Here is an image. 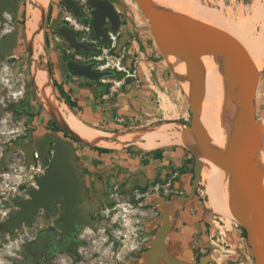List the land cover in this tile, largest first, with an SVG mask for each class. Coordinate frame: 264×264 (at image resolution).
I'll return each mask as SVG.
<instances>
[{
  "label": "water",
  "instance_id": "obj_1",
  "mask_svg": "<svg viewBox=\"0 0 264 264\" xmlns=\"http://www.w3.org/2000/svg\"><path fill=\"white\" fill-rule=\"evenodd\" d=\"M133 1L145 18L149 33L161 56L166 61H171V56H175L187 74L185 75L188 83L186 98L191 115L189 123L183 125L182 139L187 145L191 138L192 147L188 145L187 147L194 155V162L189 191L178 198L192 200L201 182L203 164L196 153L197 149L204 159L228 174L230 213L233 220L245 230L248 254L253 264H264V172L260 162V152L264 144V124L255 114V94L260 83L261 69H258L242 42L223 26L196 19L184 12L163 6L155 0ZM61 3L74 16L82 18L83 12L76 0H61ZM86 3L92 8L91 27L94 37L100 38L108 45L109 33L105 24L109 23L111 32H118L120 27L118 10L109 0H86ZM16 7L15 0H0V18L3 12L12 11ZM44 15L45 12L42 14V23ZM56 33L70 48L92 52L83 41H78L81 32L68 26L66 21L58 24ZM121 42L120 38L119 45L122 44ZM2 44L5 52L10 51L14 44L13 38L10 40L3 38ZM27 46L29 55L32 56L33 48L29 43ZM204 55H214L223 67L227 86L226 104L231 105L232 102L238 104L231 132L221 150L209 145L208 131L201 119L206 78L199 58ZM64 66L66 79L78 77L96 84H100L98 82L104 77L118 74L112 69L99 68L96 59L83 63L68 57L64 61ZM49 113L62 132L81 143L90 144L76 134L58 115ZM51 147H53V157L46 173L35 179V186L27 188V197L15 199L17 209L0 223V227L5 231L12 232L22 225L30 226L39 209L50 210V206L60 199L65 203V225L72 223L74 216L72 205L84 186L71 162L72 147L60 138H55L53 143H50V138L45 137L37 146L34 145L26 151V157L32 160L33 152L37 150L40 158L46 162L47 150ZM134 183L128 181V188ZM158 202L160 209L167 204L160 197ZM169 203L171 206V202ZM169 206L161 215L163 223L150 242L145 264H157L161 249H163L164 261L173 264L165 249V238L171 229ZM186 250L192 254L190 248Z\"/></svg>",
  "mask_w": 264,
  "mask_h": 264
},
{
  "label": "rangeland",
  "instance_id": "obj_2",
  "mask_svg": "<svg viewBox=\"0 0 264 264\" xmlns=\"http://www.w3.org/2000/svg\"><path fill=\"white\" fill-rule=\"evenodd\" d=\"M15 2L17 7L12 11H6L0 18V37L11 29H14L19 33L18 46L11 52L8 51L9 53H7L5 57H0V223L11 212L17 209L15 205V199L17 197H27V188L36 185L35 179L38 176L44 175L46 173L50 165V160L53 157V148L52 152L48 155L46 162H44L40 158L37 150H34L32 160L26 157V151L35 145V139L44 135L45 132L49 131L48 127L52 118L46 108L38 101V88L34 82L32 73V58L31 55H29V53H27L26 51L28 41L25 36V25L28 0H15ZM113 2L114 6H117L119 8H121L123 3H125L132 11L135 12V10L126 2V0H113ZM183 3L185 5L186 0H183ZM198 4H202L208 9H201L202 11H198L199 13L197 12L194 16H197L200 13H205L209 15L212 20L213 17H218V20L221 21V24H223L224 28L226 27V29L229 31L232 29V31L230 32L236 38H239V35L241 33L240 29L237 28V26L230 27L228 23L231 22L230 20L244 22V18L246 20L244 23H248L246 24V29L250 36L255 37L259 34H262V37L264 38V8H262V5L264 7V0H227L224 2V4L220 3L218 5L207 4L204 2V0H198L194 3V5ZM259 4L261 5V8L259 7ZM134 5L137 11V17H142V19L145 20L138 6L135 3ZM255 5L259 7V11L256 9ZM48 7H50L51 9V15L49 19L47 18ZM252 7H255V9H252ZM56 10H58V15L54 16V11ZM208 10L209 12H207ZM210 10L213 14H215L214 16H212V14L210 15ZM240 10L241 12H239ZM252 10L255 11L252 12ZM237 12L240 16L242 15V18L238 16ZM227 14L229 17L226 16ZM65 16H69V13L65 6L61 3V0H49L48 6L45 10L44 21L42 23L43 53L40 54L39 57L40 59H44V62H41V64H44V67L52 76V63L48 58L50 48L52 47L56 49V53L61 59V68L63 69V71H65L64 61L70 55H73V59L81 61L83 63L94 60L96 58L98 59L97 61L99 68H108L117 71V75L104 77L98 82L100 83L101 87L105 88V90L114 91L113 88H117L118 85H120L119 81L121 79H124L129 72H134V70L132 71V69L134 68V64L136 62V55L127 53L126 48V45L129 43L131 37H128L127 32L121 31L119 27L118 32L114 33L115 40H111V42L107 45L103 43L100 38L92 37V29L90 27L89 31L82 30L81 32L83 39L90 45H92L94 50L89 53L80 52L79 54L74 55L75 52L70 49L67 42L56 33L57 25L64 21ZM132 16L133 14L128 11L124 12L123 17ZM246 16H249V19H247ZM79 22L81 23V27L91 25L90 17L79 20ZM235 30L239 32H235ZM125 35L127 36L126 39L124 38ZM120 38L122 40L121 45H119ZM46 41L48 43V46L46 45ZM172 64H174L173 61ZM87 82L94 83L88 80ZM54 94L57 99L61 100L60 98H58L56 92H54ZM23 96H25L27 100L25 104L27 105L28 111L25 113L21 112L19 109L13 111L14 105L19 103V100ZM189 121L190 118L187 122ZM262 123L264 124L263 121ZM55 138L62 139L66 142V144L72 147L73 159L71 160V162L76 168V171L81 176L85 177L88 174H91L88 172L89 166L94 167V171L92 172V174L108 175L103 171L98 172L99 168L95 167L97 163L91 159L89 149L83 143L78 142L77 140H73L70 137H66L64 135V132L62 131H56L55 133H53L52 141H54ZM190 141L191 138L187 145L189 147H192ZM130 152L136 153L135 150H130ZM35 153H38V157L35 156ZM263 159L264 144L260 154V162L262 170L264 172ZM192 166V162L184 160L182 166L177 167L173 172H177V177L181 172L184 171L190 172L192 174ZM202 169L203 175L205 174V179L208 180V172L212 170V168L204 165ZM172 176L174 177V173L172 175H167L165 179H163L166 180L164 183L163 180L162 182L161 180H158V183H149L148 186L143 187L145 189L143 200L144 203H147L148 207H158L156 204H159V197L167 202L164 208L162 206L160 209L161 215H163L167 211L168 206L170 205L169 202L172 203V201H174L175 199V187L173 186ZM125 177L126 176H123L120 179H116L119 182L117 181L113 184L106 183L107 186H110L109 190L117 191L122 187L125 188ZM166 182H168L169 189L165 192L164 187H161V185H165ZM117 183L120 185V187L116 189V187H114L113 185H116ZM158 185L160 186V188H158ZM126 189L124 190L129 193V196L123 195V197H120V199L122 198L121 200L131 203L133 200L132 197L136 198L137 195L135 194V196H131L129 191L131 188ZM203 190L204 185L201 179L198 187V193L201 195V199H204ZM122 206L124 208H122ZM122 206L118 207V211H114L116 212L114 213V215L112 214V210L111 212H108V210H106V208L104 207V212H102L103 218H106V215H112L113 217H110V219L106 218L108 219L109 224L115 223L114 225L117 226V228L119 229L118 231L120 233H124L121 237L124 240L123 244L125 246L123 254L126 255V251L128 252L129 263L120 260L119 262L120 264H145L147 260L146 255L143 254L141 256H138V254H136L135 252L137 251V246L139 245V243L142 242L143 239H146L148 237L146 233H139V231L142 232V229L140 227L142 224H147L145 227H147L148 229H152L154 225H152V222L150 224L149 221L152 219L154 213L152 209L145 208L141 216L137 215L139 221L145 219L144 222H136L134 217L136 216V211H133L131 206L127 203L123 204ZM40 215L41 214H39L38 217H35L34 222L30 226L22 225L20 228L12 232H7L0 227V264H17V261L21 259V252L25 247V244L27 242L26 240L31 236V233L35 231L34 228H37L40 225ZM229 219L234 221L233 218ZM120 223L126 225L121 226ZM162 223L163 219L161 218V224ZM152 231L149 233H152ZM221 235V233H218L216 231L214 232V235L210 237L209 241L212 245V248L218 247L217 245L220 242L217 236H219L220 238ZM223 237L225 238V240L228 239L226 234H224ZM198 238L200 239V241H203V237L199 233L196 239ZM194 250L197 251V257L195 255H190L189 257H187L186 263L184 262L182 264H213V262L211 263V260L204 258L209 254V252H211L210 249L205 245V242L198 245L196 244V247H192V253L194 252ZM224 253L227 252L223 251V254ZM210 257L214 258L216 257V254H210ZM107 263L115 264V262L113 261H107ZM49 264H90V262L89 259L85 258L82 259V262H79V260L77 262H73L69 259H56ZM157 264L163 263L160 261Z\"/></svg>",
  "mask_w": 264,
  "mask_h": 264
},
{
  "label": "crops",
  "instance_id": "obj_3",
  "mask_svg": "<svg viewBox=\"0 0 264 264\" xmlns=\"http://www.w3.org/2000/svg\"><path fill=\"white\" fill-rule=\"evenodd\" d=\"M126 2L135 12L125 3L121 8L116 7V9L120 14V30L127 32V36L131 37L126 48L127 53L136 55V62L132 69L134 72H129L124 79H121L120 85L113 88L114 91L105 90L100 84L88 83L84 78L66 79L65 71L61 68V59L56 49L52 47L48 54L52 63V76L49 73L51 81L54 78L77 103V107L70 108L61 99L74 114L84 123L111 135L108 139L111 143L107 146L84 143L89 149L91 159L97 163L95 167L99 168L98 172L103 171L108 175H114V179L126 176L128 181L140 185H146L155 180L162 182L167 175L174 173L172 181L175 187V199L169 206L171 229L168 233V239L172 242L174 251L180 252L185 249L186 256H193V253L189 254L186 249L192 250L196 244L205 242L211 252L204 258L211 260L213 264H252L240 227L229 219L232 215L228 201H224L225 196L222 195L224 189H228V178L225 175L215 173L212 181L213 186L217 187L212 191L217 198V206L225 211L217 212L211 208L207 185L204 183L206 181H203L204 175L201 178L204 185V199L200 198L198 190L190 201L178 198L180 195L187 194L192 177V174L187 171L181 172L178 177L177 172H173L177 167L182 166L184 160L193 156L181 139L183 122L190 118V108L186 98L187 81L185 75L178 71L171 61H166L161 56L149 33L147 23L142 17H137L132 0H126ZM128 11L133 16L123 17L124 12ZM127 36L124 38L126 39ZM54 92L56 89L53 86ZM255 114L264 122V67L261 69L260 83L255 94ZM168 123H172L170 131L177 132L178 137L168 146L155 148L162 151V159L152 158L151 152L155 149L146 150L136 143L144 142L141 138L121 144L116 137L132 130L153 131L161 124L170 127ZM180 135L181 138H179ZM177 138L182 141H177ZM91 146L108 148L110 151L98 153L90 148ZM130 150H135L136 153ZM93 171L94 167L89 166L88 172ZM165 181L163 180V183ZM161 187H164L165 192L168 191V182ZM216 231L222 235L220 238L217 236L220 242L218 247L212 248L209 240ZM198 233L203 237V241L196 239ZM224 234L228 239L225 240ZM223 251L227 253L223 254ZM214 253L216 257L211 258L210 254Z\"/></svg>",
  "mask_w": 264,
  "mask_h": 264
},
{
  "label": "flooded vegetation",
  "instance_id": "obj_4",
  "mask_svg": "<svg viewBox=\"0 0 264 264\" xmlns=\"http://www.w3.org/2000/svg\"><path fill=\"white\" fill-rule=\"evenodd\" d=\"M76 1L80 6V10L83 12L82 18L74 16L70 11H68V13L77 20L86 19L87 17H90L91 20L92 8L89 7L86 0ZM109 1L114 4L113 0ZM4 13L5 12L2 13V16ZM50 15L51 11L49 14L47 13L48 19ZM66 24L70 26L67 21ZM105 28L106 31L109 32V23L105 24ZM91 35L94 37L93 31ZM18 36L19 33L14 29H11L0 37V57H5L7 53L11 52L18 46ZM3 38H7L9 40L13 38L14 44L9 52H5L3 50ZM78 41H83L89 47L90 51L94 50L93 46L83 39L82 32ZM109 42L111 41L109 40ZM72 50L75 52L74 55L79 54L80 52L89 53V51H84L83 49L78 51L74 49ZM26 51L29 53L28 46H26ZM69 57H73V55H70ZM26 101L25 96H23L19 100V103L14 105L13 111L19 109L23 113L27 112L28 108L25 104ZM48 128L49 131L35 139L36 146L42 142L45 137L50 138V143H53L52 134L60 130H56L51 124ZM52 148L53 147L47 150L48 155L52 152ZM77 174L84 182V186L81 192L78 193L77 199L72 205V213L74 215L72 223L65 225V203L62 199L58 202H54L50 206V210L39 209L36 216L38 217V215L41 214L40 225L39 227L34 228L35 231L32 232L31 236L26 240L27 242L25 247L21 252V259L17 261V264H49L56 259H69L73 262H77L79 260V262H82L83 258L89 259L90 264H108L107 261H113L115 264H120L119 260L129 263L128 252L126 251V255L123 254L125 246L123 244L124 240L121 237L124 233H120L118 231L119 229L114 225L115 223L109 224V221L106 218L110 219V217H113L112 215H106V218H103L102 215V212H104L103 207L106 208L108 212H111L112 210V214L114 215V213H116L114 211H118V207H121L125 203L130 205L133 211H136V216H134L136 222H144L145 219L139 221L137 215L141 216L145 208L152 209L154 213L152 219L149 221L150 224L152 222L154 227L152 229H148L145 227L147 224H142L140 227L142 232L139 231L140 234L146 233L148 237L139 243L135 253L138 254V256L143 254L146 255L150 247V242L156 236L162 224L159 204H156L158 207H148L147 203H144L143 196L145 189L143 187L148 186L149 183H158V180L151 181L144 186L134 183L129 191L131 196H135L136 194L137 197H132L133 200L130 203L121 200L122 198L120 199L123 195L129 194L126 189L128 188V179L125 180V188L122 187L121 189L114 191L109 190L110 186H107L106 184H113L118 181L114 179V175L91 173L83 177L78 172ZM113 186L116 187V189L120 187L118 183ZM158 188H160L159 185ZM122 208L124 207L122 206ZM125 225L126 224H121V226ZM151 231L152 233H149ZM167 237L165 238V249L172 263H186L187 256L185 255V249H182L180 252L174 251L172 248V242ZM196 252L197 251L194 250L193 256L195 255L197 257ZM162 256L163 249L159 252L158 262L161 261L163 264H167Z\"/></svg>",
  "mask_w": 264,
  "mask_h": 264
},
{
  "label": "bare ground",
  "instance_id": "obj_5",
  "mask_svg": "<svg viewBox=\"0 0 264 264\" xmlns=\"http://www.w3.org/2000/svg\"><path fill=\"white\" fill-rule=\"evenodd\" d=\"M155 1L170 9L184 12L185 14L192 16L194 18L197 17L196 19L223 26V24H221V21L218 20L219 19L218 17H213L212 20L210 16L205 13H200L197 16H194L201 9H205V10L208 9L202 4L194 5V3L198 0H186L185 5L183 3V0H155ZM48 3L49 0H28L27 9H26L25 36L28 43L33 48V55L31 56L32 73L34 77V82L38 88V93H37L38 101L46 108L47 111L53 112L56 115H58L63 121H65V123H67L70 126V128L76 134H78L86 142L90 144H96L102 146L110 145L111 142L108 140L109 138H111L110 134L99 130V128L97 129L89 124L84 123L80 119V117L74 114V112L71 109H69V107L62 100L57 99L53 93V86L49 72L44 67V64H41V62H44V59H40L39 57V55L43 53L41 18H42V14L45 12L48 6ZM255 7L258 10L259 7L261 8V5L259 4V7L255 5ZM255 7L254 8L252 7V9H255ZM262 8H264L263 5ZM253 11L255 10H252V12ZM207 12H209V10ZM239 12H241V10ZM211 14L212 16L215 15L210 10V15ZM228 14L226 16H228ZM54 15L55 16L58 15L57 10L55 11ZM238 16L242 18V15L240 16L238 14ZM248 17L249 16H246L247 19H249ZM230 21H231L230 23L227 22L230 25V27L237 26V28L240 29L241 33L239 35L238 40H240V42H242V44L245 46L248 53L256 63L258 69H262L264 67V38L262 37V34L258 35L257 33L258 36L254 35L255 37L253 36L251 37L246 29V24L248 23H244L246 21L245 18H244V22L237 20L236 21L230 20ZM230 31H232V29ZM235 32H239V31L235 30ZM170 60L175 63L178 71H180L184 75H187L186 71L179 64L175 56H171ZM199 62L205 72V78H206V91L201 106V119L208 131L209 145L212 146L213 148L221 150L224 148L227 139L229 137V134L231 132L233 122L237 113L238 104L237 102H232L231 105L226 104L227 86L224 77L223 67L220 61L214 55H204L199 58ZM187 88H188V83H187ZM171 124L172 123L169 124L170 127L161 124V126L157 127L153 131L138 132L132 130L130 132L123 133L116 137L119 143L121 144H126L130 141H136L138 138H141L144 142H136V143H138L142 148L146 150L164 147L173 143L172 142L173 139L178 137L177 132L173 133L170 131ZM179 138H181V135ZM179 138H177L178 139L177 141L180 140ZM192 141L194 142V139ZM196 153L198 157H200L203 167L204 165H207L208 167L212 168V170L208 172L209 173L208 180L205 179L206 182H204L207 185V189H208L207 193L209 195L210 206L217 212L225 211V210H220L217 206L216 203L217 198H215L212 192L214 191L213 189L217 187L213 186L214 182L212 181H213V175L215 173L216 174L221 173L225 175L227 178H228V174L224 170L220 169L218 166L204 159L198 153L197 149H196ZM202 175H203V169H202ZM203 177L205 178V176ZM263 177H264V173H263ZM204 178L203 181H205ZM222 195L225 196L224 201H228V189H224Z\"/></svg>",
  "mask_w": 264,
  "mask_h": 264
},
{
  "label": "trees",
  "instance_id": "obj_6",
  "mask_svg": "<svg viewBox=\"0 0 264 264\" xmlns=\"http://www.w3.org/2000/svg\"><path fill=\"white\" fill-rule=\"evenodd\" d=\"M50 10H51L50 7H48V10H47L48 14L50 13ZM48 16H49V15H48ZM46 45L48 46L47 41H46ZM52 84H53L54 88L56 89V92H57V96H58V98L63 99L64 102H65L70 108L77 107V103H76L74 100H72L71 96H70V95H69V94L63 89L62 85L59 84L54 78H52ZM70 108H69V109H70ZM71 110H72V109H71ZM72 111H73V110H72ZM183 123H184V124H188L189 122L185 121V122H183ZM50 124H51L52 126H54L56 130H60V129L58 128V126L56 125V123H55L53 120H50ZM60 131H61V130H60ZM64 135H65L66 137H70V138L73 139V140H76L74 137H72L71 135H68V134L65 133V132H64ZM77 141H78V140H77ZM78 142H80V141H78ZM83 144H84V143H83ZM90 148L96 150L98 153H107V152L110 151V149H108V148L97 147V146H91ZM151 155H152V158H154V159H162V157H163V155H162V151H161L160 149H155V150H153V151L151 152ZM187 161H190V162L193 163V162H194V155L191 156L190 158H188ZM191 172H192V174H193V170H192V169H191ZM197 190H198V189H197ZM197 190H196V192H195V195L197 194ZM240 229H241L242 237L245 238V230H244L243 228H241V227H240Z\"/></svg>",
  "mask_w": 264,
  "mask_h": 264
},
{
  "label": "built area",
  "instance_id": "obj_7",
  "mask_svg": "<svg viewBox=\"0 0 264 264\" xmlns=\"http://www.w3.org/2000/svg\"><path fill=\"white\" fill-rule=\"evenodd\" d=\"M207 4H212V5H215V4H220V3H223L227 0H204ZM64 21H67L69 23V25L71 27H73L75 30L77 31H82V30H86V31H89L90 30V26H84V27H81V23L79 22V20H77L76 18L72 17L70 14L69 16H65L64 17ZM109 40H115V35H114V32H111L109 30ZM96 59V58H95ZM98 60V59H96ZM102 69V68H101ZM35 156L38 157V153H35ZM40 156V155H39Z\"/></svg>",
  "mask_w": 264,
  "mask_h": 264
}]
</instances>
